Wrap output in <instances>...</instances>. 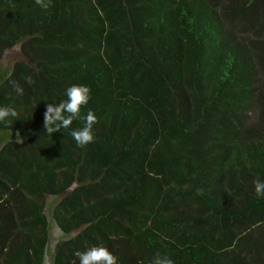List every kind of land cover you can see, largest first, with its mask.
Returning a JSON list of instances; mask_svg holds the SVG:
<instances>
[{
  "label": "trees",
  "instance_id": "trees-1",
  "mask_svg": "<svg viewBox=\"0 0 264 264\" xmlns=\"http://www.w3.org/2000/svg\"><path fill=\"white\" fill-rule=\"evenodd\" d=\"M46 2L0 0V264H264V0ZM73 84L84 147L44 129Z\"/></svg>",
  "mask_w": 264,
  "mask_h": 264
},
{
  "label": "clouds",
  "instance_id": "clouds-1",
  "mask_svg": "<svg viewBox=\"0 0 264 264\" xmlns=\"http://www.w3.org/2000/svg\"><path fill=\"white\" fill-rule=\"evenodd\" d=\"M35 3L42 8H48L46 0H35ZM16 91L22 94L23 89L17 88ZM67 99L58 104L48 103L44 113V129L47 134L61 131V129L70 128L74 120H83L84 125L73 129L71 136L80 147H84L94 140L93 126L97 122L94 111L89 110L86 115L81 114V109L87 105L91 99V88L87 84H73L66 89ZM18 115L14 107H0V121L8 117ZM23 142L22 139H18ZM254 190L258 197H264V180L256 179ZM79 258V264H117L116 256L104 245L92 246L75 254ZM150 264H173V261L167 256L157 254Z\"/></svg>",
  "mask_w": 264,
  "mask_h": 264
},
{
  "label": "rangeland",
  "instance_id": "rangeland-1",
  "mask_svg": "<svg viewBox=\"0 0 264 264\" xmlns=\"http://www.w3.org/2000/svg\"><path fill=\"white\" fill-rule=\"evenodd\" d=\"M23 54L20 50L19 46L13 47L7 51H5V53L3 54V56L0 58V61L7 58L11 61L12 65H14L18 60L23 59ZM50 198V196L47 197V200ZM46 212L47 211V207H46Z\"/></svg>",
  "mask_w": 264,
  "mask_h": 264
},
{
  "label": "water",
  "instance_id": "water-1",
  "mask_svg": "<svg viewBox=\"0 0 264 264\" xmlns=\"http://www.w3.org/2000/svg\"><path fill=\"white\" fill-rule=\"evenodd\" d=\"M0 65L1 66H5L7 68H11L13 66L12 63H11V61L9 59H7V58L1 60L0 61ZM47 211H48V207H47ZM53 235H54L53 236V240H54L53 244H55L60 239V237L62 236V232L60 231L59 228L54 227V229H53ZM46 264H50V261H49V258L48 257H47Z\"/></svg>",
  "mask_w": 264,
  "mask_h": 264
}]
</instances>
